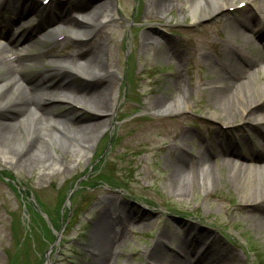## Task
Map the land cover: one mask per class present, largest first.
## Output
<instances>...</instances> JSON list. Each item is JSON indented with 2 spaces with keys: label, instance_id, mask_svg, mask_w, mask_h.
Segmentation results:
<instances>
[{
  "label": "rangeland",
  "instance_id": "rangeland-1",
  "mask_svg": "<svg viewBox=\"0 0 264 264\" xmlns=\"http://www.w3.org/2000/svg\"><path fill=\"white\" fill-rule=\"evenodd\" d=\"M43 1L25 0L32 3L29 4L32 11L28 15L31 16L37 9L36 5L46 6L42 7L45 13L52 8L59 16L51 20L50 27L58 31L57 23L60 20L67 16H78L83 20L86 17L78 14L91 9L102 0H53L50 5V0L44 4ZM1 3L2 0L0 7H6L1 6ZM172 3L173 9L164 16L149 13L146 17L147 0H112L116 23L111 31L116 33V46L111 48L110 57L120 71L111 95L113 98L118 97L119 105L108 126L99 132L90 129L95 139L89 143L90 152L82 153V160L76 161L74 155L80 148L69 133L62 131V124L74 129L75 134L71 135L78 138L82 135L80 130L84 125H80L81 122L76 124L75 121L78 118L93 119V116L66 101L46 108L48 114H66L59 117L55 126L58 135H64L62 139L69 146L60 143L61 149L49 151L58 171L42 167L30 170L5 164L0 155V264H99L94 258V249L98 251L100 258H105L111 246L119 249V252L113 253L112 261L115 264H158L152 260L154 253L159 254L165 250L167 255H172L176 251L174 244L167 241L156 246L160 235H169L178 229L176 235L180 237L183 234L180 228L182 224L196 228L197 232L210 233H204V238L212 234V239L218 240L226 250L233 251L236 256L232 261L224 262L264 264V226L252 225L248 220L253 214L261 215L264 202L258 206L252 205L250 210L251 204L245 206L246 202H243L241 193L235 186L229 188L221 185L216 189L206 190L202 187V181L197 184V191L189 186L188 193L180 195L175 186L181 179V174L174 173V170L166 166V149L160 153H155V149L150 152L145 150L148 147L155 148L157 141L164 147L171 143L172 134L166 136L160 133V125L166 123L169 129L176 131L175 134L184 129L192 132V141L185 144L186 155L191 158V154L195 155L198 150L204 149L198 138L201 123H210L213 129L211 134H215L218 129L233 135L242 133L250 147L260 150L256 153L257 156L264 154V139L259 130L252 131L249 123L245 124L243 121H240L239 127L222 129L219 122H212L208 117L210 107L204 99L198 103L194 99V105L184 116L163 118L157 129L147 136L141 134L144 124L156 120L158 123L157 112L146 107L148 96L144 93H161L167 84L166 79L170 78L169 72L177 70L175 60L160 59L157 54L158 47L165 44L164 40L158 37L155 45H150L149 48L141 46V36L144 33L153 36L163 34L170 41L179 43V47L185 51L182 55L183 66L178 74L183 76L185 83H191V76L198 85V90L207 88L211 85V80L215 81L217 76L224 75L217 54L222 51V31L226 30L225 25L220 22L225 20L219 22L216 17L194 23L186 0H174ZM237 6L239 11L228 12L225 17L243 15L244 4ZM0 10L5 17L11 15L7 8ZM41 12L39 16H31L22 27L18 26H28V30L37 27L42 20ZM63 24L64 28L68 27L66 23ZM203 30L205 35L202 34ZM39 33L35 32L32 46L19 47L18 53L28 55L41 48L52 51L54 47L56 50L66 47L72 54L80 47H90L93 42L80 43L77 47L73 42L56 45L39 39ZM184 37L190 40H185ZM206 39L212 41V48ZM241 42L240 38L232 37V45L239 46ZM7 44L6 39H0V45ZM254 45L263 46L257 40ZM8 55L10 56L9 53ZM60 59L58 56H50L40 68L31 66L28 78L53 83L65 78L66 70L57 69L61 65L50 63ZM144 68L148 69L146 73L142 72ZM244 68L250 74L254 65L246 64ZM141 75L142 78L138 80ZM261 76L263 77V73ZM72 78L75 85H86L81 77ZM242 80L234 82L239 84ZM90 84L92 89L97 86L95 83ZM60 95L52 92V96ZM65 95L73 98L75 93L68 91ZM11 112L9 107L3 109L0 121L7 120L6 116ZM241 144L243 149L239 150L240 153L247 155L248 145L243 142ZM217 152L207 150V166L221 165V156ZM257 176L259 177L258 174ZM219 194L226 197L225 202L217 198ZM103 197L116 199L120 202L122 213L142 217V220L137 223L136 218H132L131 226L126 229L120 225L118 231L117 228H112L110 237L97 244L92 234L98 227V213L107 206L102 201ZM242 207L246 212L238 213L236 210ZM122 213L121 216L125 215ZM121 216L117 217L118 221ZM146 223L148 224L145 225ZM123 240L125 245L121 246L120 244H124Z\"/></svg>",
  "mask_w": 264,
  "mask_h": 264
},
{
  "label": "bare ground",
  "instance_id": "bare-ground-1",
  "mask_svg": "<svg viewBox=\"0 0 264 264\" xmlns=\"http://www.w3.org/2000/svg\"><path fill=\"white\" fill-rule=\"evenodd\" d=\"M173 1L147 0L146 17L149 13L164 16L173 9ZM52 2L53 0H50L49 5ZM32 3H27L25 0L23 3L20 0H2L1 6L6 7H0L7 8L11 12L10 16L5 17L0 10V39H6L8 43L0 45V114L3 109L8 107L12 109L11 114L6 116L8 119L0 121V155L5 164L30 170L42 167L45 170L48 168L58 171L59 168H56L57 164L49 156V151L61 149L60 143H66L62 139L64 135H58L55 126V123L60 120L59 117L66 114H48L46 108L66 101L92 114L93 119L78 118L75 121L76 124L81 122L80 125H84L80 130L82 135L78 138L75 137L76 135H71L74 129L61 123L62 131L69 133L80 148L74 155L76 161L83 159L82 153L90 152L89 143L95 139L94 134L91 135V130L99 132L108 126L113 120L115 109L118 108V97L113 98L111 95L118 82L120 71L119 66L112 63L110 57L111 48L116 46V33L111 31V27L116 23L113 15L114 7L112 0H102L91 9L78 14L86 17L83 20L78 16H67L64 20H60L57 23L59 30L56 31L50 27V22L59 16V13L52 8L45 13L43 8L46 6L36 5L37 9L31 16L32 18L39 16V12L42 11L40 23L30 30L27 29L28 26L20 28L31 18L28 14L32 11V6L29 5ZM238 4H244L245 9L242 10L244 14L225 17L228 12L239 11ZM186 5L189 6L194 23L216 17L219 18V22L225 20L220 22L226 27V30L222 31V51H218L219 54L216 53L220 58V61L217 60L219 65L223 66L224 75L217 76L215 81L211 80L212 83L207 88L198 90V85L191 76V83H185L183 76L178 74L183 66L182 55L185 51L179 47V43L170 41L163 34L153 36L147 32L144 33L141 36V46L149 48L150 45H155L158 37L161 38L165 44L158 47L157 54L160 59L175 60L177 70L169 72L170 78L166 79L167 84L161 93L156 94L153 91L144 93L148 96L146 107L157 112L158 123L156 120L144 124L141 134L147 136L149 132L157 129L163 118L184 116L194 105V99L195 103L204 99L210 107L208 117L212 122H219L222 129L239 127L240 121H243L245 124L249 123L252 131L259 130L264 139V0H186ZM63 23H66L68 27L64 28ZM37 31L40 32L37 36L39 39L45 38V41L56 45L73 42L77 47L80 43L93 42L90 47H80L72 54L66 47L60 50L54 47L52 51L41 48L32 54H19L17 51L19 47H29L34 44L32 38ZM202 34L205 35L204 30ZM232 37L240 38L241 44L232 45ZM184 39L190 40L188 37ZM256 40L263 46H255ZM205 41L209 45L212 43L211 40ZM50 56L61 57L60 60H53L50 63H54L55 66L61 65L57 69H65L66 77L55 83L29 79L28 71L31 66L40 68ZM202 56L199 54L200 58H203ZM209 57L212 59V56ZM243 64L254 65L250 74H247ZM146 71L148 69L144 68L142 72L146 73ZM75 76L81 77L86 85H75L72 82V77ZM141 78L142 75L138 77V80ZM241 78L243 80L239 84L234 82ZM90 83L97 84L95 89H92ZM53 91L61 95L52 96ZM68 91H73L75 96L71 98L65 95ZM77 93L82 96H78ZM165 124L160 125V133L166 136L172 134L171 143L164 147L157 141L155 148L148 147L145 150L150 152L155 149V153H160L166 149V166L174 170V173L181 174V179L175 186V190H178L180 195L187 194L189 186L190 189L197 191V184L202 181V187L206 190L216 189L221 185L229 188L235 186L240 191L243 202H246L245 206L248 203L251 204L250 210L252 205L258 206L264 202V154L257 156L256 153L260 150L254 146L250 147L244 134L233 135L223 133L219 129L215 134H211L210 123H201L198 138L204 149L198 150L195 155L191 154L192 157L189 158L186 155L185 144L192 141L190 138L192 132L184 129L175 134L176 131L169 129ZM241 142L249 147L247 155L240 153L243 149ZM208 149H211L213 153L218 149L217 154L221 156L222 161L220 166H207ZM169 177L168 175V179ZM213 196L215 197L214 194ZM217 198L221 202L226 201V197L222 194H219ZM102 201L107 206L98 213V227L92 234L97 244L105 242L110 237L112 228H117L118 231L120 225L121 228L126 229L131 226L132 218L137 217L122 213L120 202L112 197H103ZM244 207L236 211L244 213L246 212ZM121 213L125 215L121 216ZM119 215L121 218L118 221ZM140 220L142 217L136 218L137 223ZM248 220L252 225L264 226V211L261 215L249 216ZM115 224L118 226L116 227ZM180 228L183 232L182 236L178 237L176 235L178 229H175L176 232L169 235L162 233L159 243L156 244V246L163 245L165 241L173 243L176 247L174 254L167 255V251L163 250L159 254H153V261L158 264L163 262L165 264H232L224 261H232L236 255L233 251L226 250L218 240L212 239L210 237L212 234L204 238L202 237L204 231L197 232L196 228L188 224H182ZM120 245L124 246L125 243ZM116 252H119V249L111 246L108 255L100 258L98 251L94 249V258L99 264H115L112 258L113 253L116 254ZM194 253L197 254L194 255Z\"/></svg>",
  "mask_w": 264,
  "mask_h": 264
}]
</instances>
